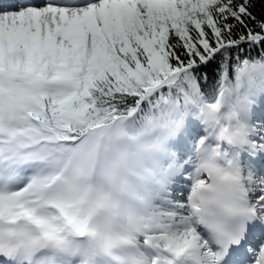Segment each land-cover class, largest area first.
I'll list each match as a JSON object with an SVG mask.
<instances>
[{
    "label": "snow or ice",
    "instance_id": "1",
    "mask_svg": "<svg viewBox=\"0 0 264 264\" xmlns=\"http://www.w3.org/2000/svg\"><path fill=\"white\" fill-rule=\"evenodd\" d=\"M0 264H264V0H0Z\"/></svg>",
    "mask_w": 264,
    "mask_h": 264
}]
</instances>
